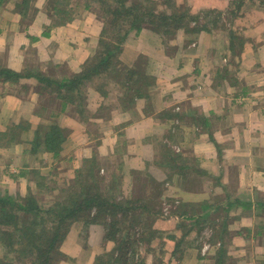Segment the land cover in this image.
Segmentation results:
<instances>
[{
  "label": "rangeland",
  "instance_id": "obj_1",
  "mask_svg": "<svg viewBox=\"0 0 264 264\" xmlns=\"http://www.w3.org/2000/svg\"><path fill=\"white\" fill-rule=\"evenodd\" d=\"M18 1L21 8V2H25V0ZM27 1V10L21 14L25 27L35 20L36 15L42 12L43 8L46 10L44 12L46 17L49 15L53 19V15H60L55 12V9L53 10L55 0ZM139 1L143 2L144 0ZM230 1L231 6L228 4L224 8L218 5L202 6L204 2L197 1L196 5L201 6H199L200 9H196L198 7L193 6V1L190 0H146L144 6L141 5V12L149 10L151 14L153 11L166 13V15L173 13L174 17L181 16L183 11L188 12L185 13L186 16L176 21L182 24L180 28H172L171 31L169 30L168 33L161 36V49L158 53L163 51L166 56L176 58V61L165 64L167 71L164 73L173 77H165L164 73L158 74L164 66L160 67V64H156V58L154 59L150 54L136 53L131 49V58L135 56L132 59L133 66L130 63L122 62L120 56L124 52V48L127 49L126 37L119 45L120 49L115 52V56H113L114 53L111 55L108 68L102 72L104 77L101 76V80L94 77L92 85L82 88L81 96L76 95L74 99H66L61 102L53 94H41L42 102L39 115L44 117L41 124L48 125L50 123V125L58 126L63 130L64 139L61 149L55 157L46 152L43 146L37 147L35 151L32 143H34L38 125L31 131L30 138L25 135L24 127L18 128L15 124L9 125L6 131L0 132V139L7 140L9 138L10 141L19 142V138H21L19 146L28 152L29 164L23 168L19 167L18 156L15 157L14 163L8 164L7 158L0 162V195L9 192L23 198L32 194L41 209L52 208V212L47 213L45 217L49 218L48 226L50 227L51 220L56 218L55 210L60 211L63 207L62 205L57 206L58 202L72 205V202L80 200L81 197L87 198L90 194L96 193L107 201L116 202L120 206L136 207L127 213L113 207V211H106L107 213L102 219L109 223L114 221L118 230L114 238L122 241L126 238V234L130 236L131 246L125 248L122 253L127 254L135 247L138 254H135L134 257L140 258V264H234L233 254L217 244L219 243L217 241L219 238L224 239L228 227H234L238 222L228 220L229 218L222 220L226 215L215 214L206 201L197 204L193 202L195 191L199 190L200 192L204 182L201 180V173H199L201 165L198 163V158L191 152L192 143L195 145L198 142L188 138L183 144H179L176 135L171 133L176 132V127H178L177 111L179 112L180 108L176 106L172 116H170L171 112L163 117L160 116V120L166 116L169 119L174 118L173 130H169L168 134L160 135L154 125L151 127L149 135L143 140L144 142H141L126 133L127 126L135 121L137 114H126L125 121L130 122L128 124L109 125V123L120 120L119 115H116V111L111 110L112 108H104L102 100L93 98L99 94L101 98L106 97L105 99H107V93L104 94V86L108 85L112 79L123 78L125 93L124 100L121 99V101L123 100L125 106L128 107L141 103L139 112L144 114V117L155 119L161 110H154V104L157 101H163L165 97L161 94V90L166 89V86L173 82H175L173 86L177 85L178 76L176 77V73L170 72L180 70L179 64L181 63L186 64L187 67L196 66L198 63L197 59L187 60L186 56L190 52L197 53V38L202 33L214 36L212 48L214 58L211 60L206 58L207 61H204L205 75L207 71H211V73L214 72L213 77L217 76L215 80L219 84L224 79L231 83L232 78L237 77L243 69H256L254 55L257 54L258 58V51L261 48L259 46V26L254 25L256 1ZM77 2L82 3L87 11L80 14V11L77 12L74 8H69L71 12L62 8L65 17H69L64 20L80 19L85 13L90 12L95 21L102 23L103 28L97 43L91 46L90 55L85 59L88 61L94 54H103L106 49L112 48L120 42L119 40L129 27V19L120 20L105 12L108 6L106 7L104 0L92 3L90 8L85 7V0ZM38 4L41 6L39 7ZM209 9H213L214 12L210 13ZM192 14H198L197 21L192 19ZM56 18L62 21L59 16ZM148 18H152V16L148 15ZM112 21L114 23L117 21L118 24H113ZM37 22L42 23L40 20ZM176 22L173 21V23ZM44 26L48 27V24ZM109 29L114 30L108 31ZM104 41L109 42V45L104 44ZM205 45L207 44L205 43ZM205 47L202 52L204 49L206 50ZM206 54L209 56L208 53ZM35 61L40 63L36 57ZM215 63L222 65L221 71L217 70L221 73L220 75L215 71ZM224 68L227 75L222 73ZM132 69L141 78L138 79L135 75L131 76ZM42 72H45L42 74H47L45 70ZM220 76L222 78H219ZM199 79L203 80L204 77ZM193 82L196 81L190 83ZM94 84L98 86L96 87ZM199 87L207 88L205 85ZM193 90L197 91V96L202 97L199 95L200 90L190 87L188 98L184 100L190 99L191 101L192 98H195ZM170 92H172L170 95L167 94L168 99H172L171 102L177 100V87H172ZM113 93L116 96L117 93ZM225 101V98H219V102L224 103ZM110 102H112L111 99L108 104ZM98 103H101L102 107L96 106ZM93 107L97 108L94 110ZM47 108L50 110L48 111ZM237 111L240 110L237 109ZM194 127L199 128L200 124L196 123ZM46 128L48 127L46 126ZM190 128H192L191 124ZM108 131H112L110 136L106 135ZM130 134H133L132 130ZM210 139L213 138L210 137ZM20 143L24 144L20 145ZM180 153L186 155L181 157ZM77 154L79 157L75 160L77 162H72L71 156ZM69 158L70 160H68ZM172 158L173 161L179 162L181 168H172L174 164L169 162ZM24 169L25 171L21 172ZM143 204L148 208H142ZM203 205H206L205 208ZM207 210L206 215L200 216L201 212L205 213ZM85 213L79 219L69 217L70 223L64 225V228L61 227L62 231L67 233L55 243L53 264H94L96 258L105 260L110 255L113 260L121 254L114 249V246L119 245L118 242L104 239L107 231L106 224L99 219V222L93 221L97 209L92 207ZM258 222L257 217L252 220L254 223L252 232L251 229H248L251 234L255 233L259 227L264 228V220ZM50 230L53 231L52 228ZM142 237L147 239L140 242L138 238ZM252 243V240L249 241V244ZM215 244L219 245L217 251L213 249ZM193 255L199 256V258ZM260 255L262 258L257 257ZM247 256L250 260L253 258L264 262V253H250ZM221 259L223 263L220 261Z\"/></svg>",
  "mask_w": 264,
  "mask_h": 264
},
{
  "label": "crops",
  "instance_id": "obj_2",
  "mask_svg": "<svg viewBox=\"0 0 264 264\" xmlns=\"http://www.w3.org/2000/svg\"><path fill=\"white\" fill-rule=\"evenodd\" d=\"M77 1L81 0H68V7L83 14L87 9ZM190 1H193V6L198 7L196 9H200L201 5H196L197 1L204 2L202 6L218 5L224 8L230 0ZM255 1L257 9H254L256 14L254 25L259 26V46H261L258 51L259 57L257 58V54L254 55L256 69H243L237 75L238 78L236 76L232 78L231 83L224 79L219 84L215 80L217 76L213 77L214 72L211 71H207L205 75L204 61H207L206 58L210 60L214 58L212 54L214 36L202 33L197 38V53L190 52L186 56L187 60L197 59L198 63L196 66H188L189 68L181 63L180 70L170 72L178 76L177 85L173 86L175 84L173 82L167 85L166 89L161 90V94L165 97L163 101L154 104V110H161L155 119L144 117V114L139 112L141 103L132 107L125 106L123 78L112 79L104 86L107 99L101 98L99 94L93 97L102 100L104 108H112L111 110L119 115L120 120L109 125L128 124L130 122L125 121L126 114H137L135 121L127 126L126 133L141 142L146 139L154 125L160 135L168 134L169 130H173L174 118L169 119L166 116L160 120V116L163 117L170 112L172 116L175 107L180 108L179 112L177 111L178 127L176 132L171 133L176 135L179 144H183L188 138L198 142L195 145L192 143L191 152L198 158V163L201 165L199 173L204 182L200 192L195 191L193 202L197 204L206 201L215 214L226 215L222 220L229 218L228 220L238 222L234 227H228L224 239L219 238L217 241L219 242L217 244L233 254L234 264H264L259 259L250 260L247 256L250 253H264V228L259 227L253 234L248 230L251 229L252 232L254 226L252 220L256 217L258 223L264 220V0ZM18 4V0H2L0 3V69L6 68L20 74L17 79L0 75V132L6 131L9 125L15 124L18 128L24 127V133L29 137L31 131L41 124L44 118L39 115L41 94L45 93L40 87L44 83H41L34 74L40 73L44 77L57 78L79 72L85 59L90 55L91 46L97 43L102 23L95 21L90 12L85 13L80 19L71 21H60L56 15L51 19L49 15L46 17L44 13L46 10L43 8V11L36 15L34 23L25 27L17 9ZM39 20L42 23H38ZM47 24L48 27H45L44 25ZM134 32H129L127 35L125 43L127 49L124 48L120 56L122 62L133 66L132 59L135 56L131 58L132 49L136 53L150 54L154 59L156 58V64H160V67L164 66L158 74L166 72L165 64L176 61V58L166 56L163 51L158 53L161 49V37L146 25L138 33ZM204 47L206 50L202 52ZM35 57L40 63L35 61ZM214 67L216 73L220 75L222 65L215 63ZM43 70L47 74H42L45 73L42 72ZM222 73L227 75L225 68ZM163 76L173 77L167 73ZM202 76L204 79H199ZM192 81L196 82L190 83ZM200 85H205L207 88L201 89ZM172 87H177V100L171 102L172 99L169 100L167 94L172 93L170 92ZM190 87L200 90L199 95L202 97L197 96V91L193 90L195 98L191 101L184 100L188 98ZM113 92L117 93L116 96ZM220 97L225 98L226 101L219 102ZM110 99L112 102L108 104ZM96 106L102 107V104L98 103ZM96 108L93 107L94 110ZM196 123L200 124V129L194 127ZM131 130L133 134H130ZM111 133L112 131H108L106 135ZM19 140L21 141V138ZM19 142L10 141L9 138L0 139V162L7 158L8 164L14 163L15 157L18 156L19 167L23 168L29 164L28 152L20 148ZM180 154L181 157L186 155ZM71 157L72 162H77L75 160L79 158L78 154ZM24 171L25 169L21 172ZM205 206L203 205L204 208ZM206 213L208 210L205 213L201 212L200 216ZM251 240L253 243L249 244ZM219 245L215 244L214 251H217ZM257 257L262 258L261 255Z\"/></svg>",
  "mask_w": 264,
  "mask_h": 264
},
{
  "label": "trees",
  "instance_id": "obj_3",
  "mask_svg": "<svg viewBox=\"0 0 264 264\" xmlns=\"http://www.w3.org/2000/svg\"><path fill=\"white\" fill-rule=\"evenodd\" d=\"M96 1L98 0H85V7L90 8L92 3ZM145 1L146 0L143 2H140L139 0H104L106 7L108 6L105 9V12L109 15L116 16L120 20L125 18L129 19V27L125 30L124 36L119 40L120 42L117 45L106 49L103 54H94L90 57L88 61L84 62L81 70L75 74L70 76L66 74L57 78H48L41 76L40 74H34L41 83H44L40 87L42 91H45V93L42 92V95L47 93L53 94L55 97L59 98V101L61 102H64L66 99H74L76 95L81 96L82 88L87 85H92L94 77H98L100 80L102 79L101 76L104 77V73L102 74V72H105L108 68L112 58L111 55L114 53L113 56H115V52L119 51V45L126 39L130 31L133 30L139 32L142 27L146 25L152 32L161 37L168 33L169 30L171 31L172 28H180L182 24L176 21H179L181 17L183 18V16H186L185 13H188L187 11H183L181 16L174 17L173 13L166 15V13L153 11L151 14V11L149 10L148 12H141V5L144 6ZM27 2V0H25V2L22 1L21 8L19 4L17 5L19 6L18 12L20 14L26 12L28 7ZM231 4L230 1L229 5L231 6ZM68 5V0H55L53 10L55 9V12L60 14L56 16L62 18V21L65 18H69L67 16L65 17L64 13H62L64 12L62 8L70 11ZM212 11L213 9H209L210 13ZM154 13H156V15H154ZM148 15L152 16V18H148ZM191 17L193 20L197 21L198 14H192ZM173 21L176 23H173ZM113 24L117 25L118 22L115 21ZM110 30L113 31L114 29H109L108 31ZM103 43L109 45V42L104 41ZM132 70L133 72L131 73V76L135 75L138 79L141 78L134 69ZM0 75H4L8 78L12 77L14 79L20 77V74L17 72L6 68L0 69ZM95 86L97 87L98 85ZM46 126L49 129L46 128ZM63 139V130L58 126L50 125V123L48 125L40 124L37 127L35 140L32 144L35 151L37 147L41 148L43 146L46 152L51 153L52 156L55 157L61 149ZM173 160V158L172 160H169L171 164H174L172 165V168H181L179 162ZM38 204L39 203L35 200L32 194L24 196L23 198L20 195H12L9 192L0 195V264H53L54 250L56 249L55 243L60 241L66 235L67 232L62 231V228H64V225L70 223L68 218L79 219L80 216L86 214L85 212L92 207L97 209V213L93 216V221L99 222V219L106 224L107 231L104 235V239L106 241L118 242L119 245L117 247L114 246V249L121 252V254L113 260L110 258V255H108L105 260L96 258L94 264H140V258L134 257L135 254H138L135 247L127 254L122 253L125 248L131 246L130 236L126 234V238L122 239V241L114 238L115 233L118 231L114 225V221L109 223L102 219L107 213L106 211H113V207L119 208L122 212L126 213L132 211L136 207L120 206L116 202H109L94 193L90 194L87 198L81 197L80 200L72 202V205L58 202L57 206L62 205L63 207L60 211L54 209L56 218L51 220L49 227V218L45 217L47 216V213L52 212V208H48L47 210L41 209ZM142 208L148 207L143 204ZM43 212L44 214H42ZM109 215H111V213H109ZM50 228H52L53 231H51ZM138 239H140L141 242L147 238L142 237ZM220 261L223 263L222 259Z\"/></svg>",
  "mask_w": 264,
  "mask_h": 264
}]
</instances>
